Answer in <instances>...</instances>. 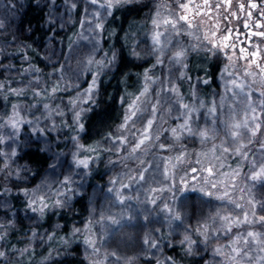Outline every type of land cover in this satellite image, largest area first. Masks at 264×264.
Segmentation results:
<instances>
[{"label":"clouds","instance_id":"obj_1","mask_svg":"<svg viewBox=\"0 0 264 264\" xmlns=\"http://www.w3.org/2000/svg\"><path fill=\"white\" fill-rule=\"evenodd\" d=\"M0 264H264V0H0Z\"/></svg>","mask_w":264,"mask_h":264}]
</instances>
